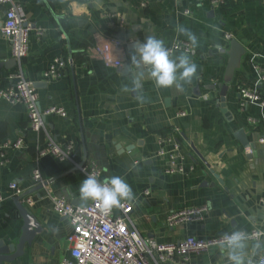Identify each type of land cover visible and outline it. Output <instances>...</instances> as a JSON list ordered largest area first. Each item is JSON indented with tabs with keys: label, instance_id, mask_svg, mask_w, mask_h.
Returning a JSON list of instances; mask_svg holds the SVG:
<instances>
[{
	"label": "crops",
	"instance_id": "obj_1",
	"mask_svg": "<svg viewBox=\"0 0 264 264\" xmlns=\"http://www.w3.org/2000/svg\"><path fill=\"white\" fill-rule=\"evenodd\" d=\"M15 1L32 27L23 73L33 82L42 108L59 106L66 112L48 117L46 130L60 143H73L81 161L95 163L102 179L120 176L132 187L131 216L145 237L177 244L188 236L256 230L260 235L246 246L249 254L257 242L264 248V0ZM5 10L0 5V25ZM177 25L199 40L190 53L199 66L197 76L182 89H157L146 76L143 104L135 93H123L122 85L136 71L133 46L149 36L162 39L168 48L179 38L188 40ZM114 39L121 45H114ZM232 40L246 53L223 107L219 86ZM106 45L121 67L106 65L94 51ZM58 59L64 63L61 75L46 79L45 71ZM17 68L10 41L0 34V89L11 85L9 76ZM242 89L257 93L260 100H245ZM18 138L24 139L25 150L4 151L8 163L0 167V241L16 244L24 225L10 188L13 182L29 193L33 204L22 200L42 230L25 245L23 255L3 264H64L73 260L67 241L72 226L54 211L48 193L86 205L91 200L83 201L79 193L86 176L51 155L39 158L37 143L46 145V132L32 129L25 105L0 98V151L5 141ZM174 143L183 171L170 173ZM38 167L51 179L47 194L36 188L33 171ZM194 207L205 208L201 220L167 223L170 213ZM255 259L259 262L260 256ZM175 260L183 257L176 255ZM184 264H228L227 254L224 247L216 248L192 254Z\"/></svg>",
	"mask_w": 264,
	"mask_h": 264
},
{
	"label": "built area",
	"instance_id": "obj_2",
	"mask_svg": "<svg viewBox=\"0 0 264 264\" xmlns=\"http://www.w3.org/2000/svg\"><path fill=\"white\" fill-rule=\"evenodd\" d=\"M0 5L6 6L5 19L0 25V34L10 41L12 56L18 61L17 70L9 76L11 85L7 89H0V98L14 105H25L32 129L36 132L42 130L46 132V145L42 147L37 143L36 149L39 158L51 155L59 161L67 162L70 169H77L86 177L89 174H94L103 183L106 180L102 179V171L95 163L82 162L73 143H60L46 130L48 117L53 115L66 116V112L59 106L42 108L33 82L28 80L23 73L22 61L28 53V35L32 29L26 19L23 6L15 0H0ZM186 13H189V10L186 9ZM112 43L116 46L121 45L118 39H114ZM110 48L109 45L95 47L94 51L104 59L106 65L121 67L123 63L118 59H113ZM192 48L189 40L180 38L169 47L175 54L186 52L189 55ZM63 64L58 59L54 65L45 71V78L59 77L61 75L59 68ZM262 73L264 74V66ZM262 78L264 79V75ZM240 94L248 101L260 100L257 93L247 89H242ZM261 142L264 143V139H261ZM25 148L23 138L5 141L0 151V167L8 163V157L4 151L12 150L21 153ZM178 148L179 145L175 144L174 151L169 153L170 163H172L168 168L170 173L183 171V167L177 163L181 157ZM164 154V150H161L160 155ZM33 179L37 185L43 186L44 192L47 194L46 188L51 179L45 178L39 167L34 169ZM10 188L16 196L24 193V189L16 182L11 183ZM48 194H50L54 211L69 219L72 226L67 241L73 260L65 261L64 264H159V262L184 264L192 254L223 248L222 235L210 238L188 236L177 244L158 243L154 239L145 237L133 222L131 216L133 204L130 201L122 200L120 207L113 208L110 213L104 214L98 202L91 201L86 205H73L63 196H56L50 192ZM23 200L28 205L33 204L30 197ZM261 200L264 204V193ZM3 202L4 197L0 195V207ZM204 211V207L174 211L168 216L167 223L173 226L184 222L198 221L203 218ZM248 234L251 238H258L260 235L256 230ZM176 255L182 256L183 260L181 262L176 261Z\"/></svg>",
	"mask_w": 264,
	"mask_h": 264
},
{
	"label": "clouds",
	"instance_id": "obj_3",
	"mask_svg": "<svg viewBox=\"0 0 264 264\" xmlns=\"http://www.w3.org/2000/svg\"><path fill=\"white\" fill-rule=\"evenodd\" d=\"M177 31L187 36L193 49L199 47V40L189 29L177 25ZM131 65L135 66V73L130 83L122 85L123 93H135L136 100L141 104L147 102L143 92L145 77H150L157 89L175 87L182 89L184 84L191 83L198 74L199 66L193 62L190 55L181 52L175 55L166 47L162 39L149 36L145 42L133 46ZM83 201L98 202L104 214L110 213L113 208L121 206V201L134 199L132 187L120 176H112L103 183L94 175L89 174L79 187ZM223 247L227 254L228 264H264V248L257 242L255 251L250 255L248 246L251 237L246 230L237 229L231 233L222 234ZM260 256L259 262L255 259Z\"/></svg>",
	"mask_w": 264,
	"mask_h": 264
},
{
	"label": "water",
	"instance_id": "obj_4",
	"mask_svg": "<svg viewBox=\"0 0 264 264\" xmlns=\"http://www.w3.org/2000/svg\"><path fill=\"white\" fill-rule=\"evenodd\" d=\"M245 53L246 49L237 40H232L231 49L228 51L230 58L224 76V83L219 86L221 95V106L223 107L225 106V96L228 92L229 85L232 82L235 71L240 68L242 57ZM125 68H127V65ZM241 140L244 143V139L241 138ZM36 188L41 191L44 190L42 185H36ZM28 194V192H24L23 194L15 197V204L19 213L24 219V225L21 236L19 237L16 244L4 245L0 241V264L12 261L23 255L25 245H30L36 235L42 230L40 222L22 200L26 198Z\"/></svg>",
	"mask_w": 264,
	"mask_h": 264
}]
</instances>
